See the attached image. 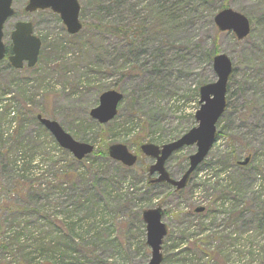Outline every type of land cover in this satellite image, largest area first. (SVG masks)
Instances as JSON below:
<instances>
[{
	"label": "rangeland",
	"instance_id": "1",
	"mask_svg": "<svg viewBox=\"0 0 264 264\" xmlns=\"http://www.w3.org/2000/svg\"><path fill=\"white\" fill-rule=\"evenodd\" d=\"M211 1V6L205 8L209 11L201 10L193 22L175 26L163 18L162 25L159 24L161 29L152 35L149 33V44L138 61V65L146 61L149 64L145 69L123 72L120 70L122 65H131L125 60L127 52L121 51L127 48V44L108 31L110 27L117 26L120 19H123L125 27L129 21L156 23L150 17V2L147 0H125L121 9H114L109 0H79L83 29L75 36L68 34L60 17L52 11L26 14L24 7L28 0H14L17 14L4 28L5 45L11 47V32L16 22L22 20L33 23L35 35L42 41V49L39 62L33 69L25 67L17 71L7 62L0 63V94L5 92L3 90L8 92L1 99L0 109L11 107L10 111L17 113L18 121L26 125L28 135L41 138L49 155L45 158L39 153L32 164V172L17 170L15 175L11 165L0 170V233L3 234L6 227L10 232L8 234L7 229L3 236L9 250L0 252L1 264H12L13 261L14 242L11 244L9 237H14L15 232L29 231L27 227L40 223L27 218L31 215L29 210L25 215L19 210L11 212L15 208L12 205H17L19 199L12 190V182L21 181L20 176H27L36 185L43 184L47 188L53 187L50 182L55 183V171L67 167L79 168L76 169L78 174L86 173L91 178L100 174L104 179H114L116 196L122 202L120 205L114 202V212L120 218L119 228L126 226L130 230L128 238L132 245L131 252L124 256L128 262L119 258L118 264H148L150 261L151 250L145 244V225L141 219L145 210L163 209L164 222L172 235L183 228V224L177 225L182 215H194L193 210L197 207L210 205L204 183L212 173L209 169L212 162H218L223 169L221 176L214 180L226 181L246 193L247 197L252 191L264 195V0ZM222 5L249 18L251 33L247 38L238 41L234 33L219 32L214 16L216 7ZM107 7L110 11H106ZM154 49L161 50L167 67L160 74L151 68L152 71L149 70L151 65H163L150 53ZM214 51L226 54L233 63L234 72L227 92L228 106L218 122V139L204 168L196 171L184 191L175 195L171 189L161 185L149 190L145 166L152 161L143 156V162L132 169L104 158L101 153H106L112 145H126L130 152L135 153L137 143L162 146L197 127L195 113L199 110V90L217 81L212 61ZM22 86L26 91V108L18 98ZM109 90L123 93L125 99L117 117L101 125L92 119L90 112L99 105L101 95ZM32 112L35 116L40 114L57 121L77 141L94 145L95 152L76 162L69 152L51 145V135L46 130L42 132L39 124L32 120ZM14 128L1 127L0 137L6 138ZM12 148L15 149L13 145ZM196 149V146H190L173 154L166 164L172 177L178 179L183 175L189 165V157ZM248 156L252 157L249 169L236 165L230 167L231 160H244ZM37 165L43 167L37 168ZM91 165L94 170L89 174ZM54 200L49 196L40 201L54 204ZM7 208H11L10 212ZM54 212L58 210L54 209ZM138 213L140 215L137 216ZM14 216L25 219L14 223ZM19 224L25 225L16 227ZM173 242L170 238L167 247H171Z\"/></svg>",
	"mask_w": 264,
	"mask_h": 264
},
{
	"label": "trees",
	"instance_id": "2",
	"mask_svg": "<svg viewBox=\"0 0 264 264\" xmlns=\"http://www.w3.org/2000/svg\"><path fill=\"white\" fill-rule=\"evenodd\" d=\"M147 1L150 2V17L156 23L152 25L145 20L129 21L125 27L123 19H120L117 26L110 27L108 31L113 37L127 44V48L121 51L124 54L127 52L125 60L131 65H122L121 71L145 69L149 64L146 61L138 65V61L140 62L141 53L149 44V33L152 35L161 29L163 18L171 21L172 25H183L193 22L201 14V10L209 11L205 8L212 4L211 0ZM109 3L114 9H121L125 0H109ZM223 8V5L217 6L215 10L218 12ZM106 11L110 9L107 7ZM105 31L107 33V29ZM150 53L160 63L164 62L160 49L151 50ZM216 54L218 53L214 51L212 56ZM150 68L158 74L167 69L164 63L160 67L151 65L149 70ZM23 89V86L20 87L18 98L26 108L28 102ZM3 91L5 92L0 94V102L8 93ZM10 108L4 109L5 112L0 109V128L10 126L12 129L15 126L11 134L7 133L6 138L0 137V170L3 171L11 165L14 173L17 170L22 173L32 172V164L38 154H43L45 158L48 154L45 144L41 142V138L28 135L26 125L18 121L17 113H12ZM31 118L37 123L33 112ZM38 127L45 132L40 125ZM51 143L56 149H60L54 140ZM101 154L107 159L105 152ZM236 161L237 159L230 161L231 168ZM76 169L79 168L67 167L55 171V183L50 182L53 186L50 188L43 184L36 185L27 176H20L21 181L17 179L12 182V190L19 199L17 205H12L15 208H7V212L19 210L25 215L26 210H29L31 215L27 218L40 221L37 226L27 227L29 231L15 232L14 237H9L11 244L14 242L12 264H118L119 258L128 262L124 256H128L132 249L128 238L130 230L126 226L119 228L120 218L114 212L113 204L116 202L120 205L122 202L116 196L114 179H104L100 174L91 178L86 173L78 174ZM88 170L92 174L93 165ZM222 171V167L218 165V175ZM76 181L78 185L75 186ZM210 187V194L214 198L211 209L205 215L196 218L187 216L182 221L183 228L179 229L176 237L174 234L171 247L165 248L163 264H264V195L252 191L247 197L246 193L226 181L216 182ZM49 196L55 199L54 204H43L40 201ZM54 209L58 212L55 213ZM19 219L25 217L14 216L12 222H18ZM22 225L25 224L16 227ZM8 228L6 227L3 234L0 233L1 253L5 249L9 250L3 240ZM7 233L10 234L9 229Z\"/></svg>",
	"mask_w": 264,
	"mask_h": 264
},
{
	"label": "water",
	"instance_id": "3",
	"mask_svg": "<svg viewBox=\"0 0 264 264\" xmlns=\"http://www.w3.org/2000/svg\"><path fill=\"white\" fill-rule=\"evenodd\" d=\"M13 0H0V61L6 56V47L2 41L3 28L6 21L14 15L12 9ZM39 9H51L59 14L71 35L78 34L82 25L79 21L80 5L78 0H30L26 7L27 12H35ZM215 24L220 31H232L238 40L246 38L250 32V22L248 18L231 9H225L215 17ZM12 55L9 57L10 64L15 69H21L27 62L29 68H33L39 58L41 40L33 35L31 23L19 22L11 35ZM213 68L218 77L216 83L205 85L200 89V109L195 115L198 127L192 129L180 140L159 147L152 144L142 146V151L153 158L158 159V163L150 168V172L158 171L161 177L158 181L168 182L174 185L177 190L183 189L190 175L197 166L205 159L216 140V124L226 109V93L230 76L233 72L232 62L227 55H218L213 60ZM122 94L116 91H109L100 97V104L91 112L93 119L100 124H106L117 114V107L122 101ZM39 122L51 133L57 143L65 150L70 151L74 157L81 161L94 151V146L75 141L64 129L55 121L47 120L38 116ZM196 144L197 153L190 157V168L184 177L178 181L170 179L164 170L165 161L177 150L184 146ZM110 156L121 161L127 166H133L136 157L130 155L122 145H114L109 149ZM161 155V157L159 156ZM250 161L247 158L241 165H246ZM203 209H201L202 211ZM161 209L148 210L143 213V221L147 226V244L152 249V259L148 264H161L163 257L161 254L162 240L166 236V226L161 222Z\"/></svg>",
	"mask_w": 264,
	"mask_h": 264
},
{
	"label": "flooded vegetation",
	"instance_id": "4",
	"mask_svg": "<svg viewBox=\"0 0 264 264\" xmlns=\"http://www.w3.org/2000/svg\"><path fill=\"white\" fill-rule=\"evenodd\" d=\"M28 2H29V0H28ZM26 6H27V4H26ZM25 9V8H24Z\"/></svg>",
	"mask_w": 264,
	"mask_h": 264
}]
</instances>
